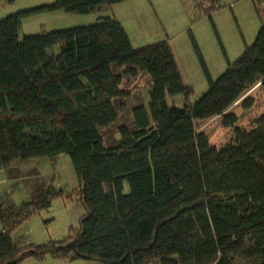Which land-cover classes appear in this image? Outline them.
Wrapping results in <instances>:
<instances>
[{
    "label": "trees",
    "instance_id": "trees-1",
    "mask_svg": "<svg viewBox=\"0 0 264 264\" xmlns=\"http://www.w3.org/2000/svg\"><path fill=\"white\" fill-rule=\"evenodd\" d=\"M119 1L53 0L0 20V169L66 154L84 208L62 242L19 248L3 228L0 264L46 254L102 264H264V112L247 130L229 111L237 102L250 108L253 98L242 96L264 86V15L252 45L215 80L193 42L208 89L184 109L167 102L190 91L167 41L134 49L108 17L18 36L31 14H85ZM252 1L259 14L264 1ZM113 66L146 73L151 87L147 106L131 109L133 128L119 126L107 147L100 130L117 121L113 100L125 96ZM214 117L233 129L221 148L195 131V121ZM58 194L21 202L15 226Z\"/></svg>",
    "mask_w": 264,
    "mask_h": 264
},
{
    "label": "rangeland",
    "instance_id": "rangeland-1",
    "mask_svg": "<svg viewBox=\"0 0 264 264\" xmlns=\"http://www.w3.org/2000/svg\"><path fill=\"white\" fill-rule=\"evenodd\" d=\"M52 1H0V20ZM257 6L259 14L252 0H121L111 5H101L85 14L63 10L31 14L21 19L18 36L22 38L93 25L108 17L120 24L134 49L167 41L182 83L190 89L187 95L167 97V102L178 109H184L186 104L192 105L208 89L193 42L196 43L209 76L215 80L254 42L261 24L260 16L264 15V2ZM112 72L120 77V88L125 96L113 100L118 113L117 121L100 130L107 147L117 144L119 126L133 128L131 109L139 105L147 106L151 87L150 78L144 72L137 70L135 75H131L126 67L116 66L112 67ZM248 96L254 100L250 108L243 109L240 102H237L229 110L238 117L236 126L247 130L251 128L253 120L264 112V86L256 84L242 98ZM194 126L196 132H203L209 143L217 148L233 142V129L223 127L220 117L195 121ZM34 162L26 165L21 163L19 170H11L10 174L15 180H7L4 173L0 172V213L5 222L0 220V230H10V236L19 248L64 241L71 230L78 229L84 214L77 193L78 180L68 155L54 158L53 164L42 161L37 165ZM45 190L54 195L59 194L52 198L47 209L32 212L15 226L21 218L18 216L20 203L34 200L37 194ZM20 264L102 263L57 259L46 254L39 260L25 258Z\"/></svg>",
    "mask_w": 264,
    "mask_h": 264
},
{
    "label": "crops",
    "instance_id": "crops-1",
    "mask_svg": "<svg viewBox=\"0 0 264 264\" xmlns=\"http://www.w3.org/2000/svg\"><path fill=\"white\" fill-rule=\"evenodd\" d=\"M62 155L63 154L57 155V156H55L53 158H35V159H28L25 162H20V163H17L20 160H15V161L11 162L10 165L7 168L0 169V172H3L4 173V175L6 176L7 180H15L16 178L13 175L10 174V171L13 170V169L19 170V168H20L19 166H21V163H25V165H26L27 163H32V162L35 161L34 163H37V165H39V163H41L42 161H47V162L53 164L54 163L53 162L54 161V158L61 157ZM44 159H47V160H44ZM0 220L2 221V219H0ZM3 223H5L4 222V219H3ZM4 227H5V225H4Z\"/></svg>",
    "mask_w": 264,
    "mask_h": 264
}]
</instances>
